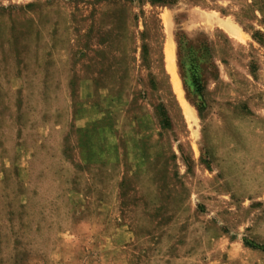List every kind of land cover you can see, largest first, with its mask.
I'll use <instances>...</instances> for the list:
<instances>
[{
    "label": "rangeland",
    "instance_id": "obj_1",
    "mask_svg": "<svg viewBox=\"0 0 264 264\" xmlns=\"http://www.w3.org/2000/svg\"><path fill=\"white\" fill-rule=\"evenodd\" d=\"M0 264H264V0H0Z\"/></svg>",
    "mask_w": 264,
    "mask_h": 264
},
{
    "label": "trees",
    "instance_id": "obj_2",
    "mask_svg": "<svg viewBox=\"0 0 264 264\" xmlns=\"http://www.w3.org/2000/svg\"><path fill=\"white\" fill-rule=\"evenodd\" d=\"M158 1H161V0H158ZM200 113H202V111L200 110Z\"/></svg>",
    "mask_w": 264,
    "mask_h": 264
}]
</instances>
